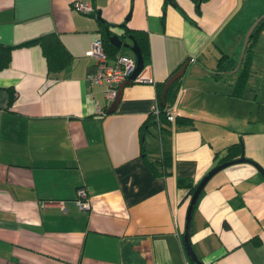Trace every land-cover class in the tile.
Segmentation results:
<instances>
[{"label": "crops", "instance_id": "1", "mask_svg": "<svg viewBox=\"0 0 264 264\" xmlns=\"http://www.w3.org/2000/svg\"><path fill=\"white\" fill-rule=\"evenodd\" d=\"M76 1L0 0V42L55 33L72 57L51 75L41 45H22L0 70V264H194L183 239L189 189L179 177L200 181L241 138L245 156L264 168L262 88L254 96L249 89L261 35L243 95L235 94L236 68L213 75L224 53L239 64L264 0H202L199 7L194 0H176L180 7L171 0H81L90 13ZM128 27L148 32L151 55L142 72L153 82L128 83L108 112L115 100L87 78L95 69L88 51L103 32L121 35ZM185 63L172 109L193 117L195 127L174 126L168 137L159 127L151 132L153 125L145 130L157 82ZM167 149L171 172L157 174L145 154L155 161ZM81 186L88 208L76 203ZM191 231L205 264H264L259 167L239 162L216 173Z\"/></svg>", "mask_w": 264, "mask_h": 264}, {"label": "trees", "instance_id": "2", "mask_svg": "<svg viewBox=\"0 0 264 264\" xmlns=\"http://www.w3.org/2000/svg\"><path fill=\"white\" fill-rule=\"evenodd\" d=\"M197 4L201 5L202 0H194ZM172 3L178 7V3L176 0H172ZM102 26L107 30L110 31L109 26L111 23L105 21L102 19ZM264 30V18L257 24L255 29L253 30L251 37L248 42V46L246 48L244 58L241 64V67L237 70L238 71V77L236 79L235 83V94L236 95H243L244 91L246 89V86L248 84V79L251 75V64L252 59L255 54V46L259 40V37L261 35V32ZM133 35L137 43L139 44L144 61L145 66L148 63V60L150 58V43H149V36L148 32L143 29H132L127 28L125 31L121 34V37H126L128 35ZM102 38L105 43V47L107 49V52L111 57H113L116 53L121 52L120 50H123V47H119L109 41V33L103 32ZM29 44H39L42 47L43 53L47 59L48 63V69L49 73L51 75H58L60 72L71 62V54L67 50V48L63 45V42L59 35L55 33H47L43 34L35 39H31L29 41H26L24 43H20L17 45H11V44H5L0 42V70L7 68L11 64L12 60V51L15 47L22 46V45H29ZM238 64L237 59L233 58L229 54L224 53L218 60V66L215 69V72L213 75L215 77H220L225 71L228 70H234ZM144 66V67H145ZM182 65L177 67L175 70H173L169 76L161 82H157V98H158V109L159 113L153 111L151 116L149 117L147 121V125L145 130L147 129V126L149 128L150 125L159 127L161 135L163 137L167 134L171 133L174 126H186V127H195V119L188 115H181L176 114L174 120H170L168 118V113L172 111L173 105L177 101L178 94L181 88V81L182 76L179 77L174 81V83L169 87L168 94H167V100L165 105H162L160 103L161 101V95L164 89V84L166 81L177 71L180 69ZM14 98H11V101ZM144 130V132H145ZM144 145V144H143ZM245 152V143L244 139L241 138L240 140L232 143L228 146L226 154L223 155L219 159V163H222L227 160H233L241 157L243 153ZM218 154V153H217ZM146 159L148 160V163L153 166L155 169V173L157 174H169L171 172V168L173 166V154L171 150L167 149L164 150L163 155L158 158L157 160L153 161L149 158L147 154H145ZM199 181H195L193 178L190 177H179L178 179V185L181 187H186L189 189V196L191 199V196L197 186ZM205 189L201 193L196 206L203 195ZM195 206V207H196ZM192 234V231H191Z\"/></svg>", "mask_w": 264, "mask_h": 264}, {"label": "built area", "instance_id": "3", "mask_svg": "<svg viewBox=\"0 0 264 264\" xmlns=\"http://www.w3.org/2000/svg\"><path fill=\"white\" fill-rule=\"evenodd\" d=\"M75 5L84 13H90L93 9L89 2L81 0L76 1ZM88 54H90L95 60V69L89 72L87 78L92 84H101L105 86V96L109 102H113L117 98L120 85L123 82L128 80L153 82V79L144 76L142 72L143 70L137 74L135 78L130 79L131 74L137 66V58L121 52H118L111 57L107 52L102 37H98L94 40ZM154 111L156 113L159 111L158 106L155 107ZM100 112L105 114L106 110H101ZM175 116L176 114L173 110L168 113V118L170 120H174ZM77 194V205L81 208L90 207L87 188L85 186L79 187ZM60 205L63 210H67L64 201H60Z\"/></svg>", "mask_w": 264, "mask_h": 264}, {"label": "water", "instance_id": "4", "mask_svg": "<svg viewBox=\"0 0 264 264\" xmlns=\"http://www.w3.org/2000/svg\"><path fill=\"white\" fill-rule=\"evenodd\" d=\"M172 1V0H171ZM199 7V4H198ZM264 18V14H262L261 16L257 17L255 22L252 24L251 28L249 29L246 38H245V42H244V46H243V50L241 53V57L239 59V64L237 65L235 70H238L242 64L243 61V57L246 51V48L248 46V42L249 39L251 37V34L253 32V30L255 29V27L257 26V24ZM130 38L132 39L133 43H130L128 41H125L124 37H121V35L117 34V33H111L110 34V40L112 41V43H114L115 45L119 46V47H129L131 50H133V52L136 55L137 58V66L135 68V70L133 71V73L130 76V79L135 78L137 76V74H139L145 66V61H144V57L141 51V48L139 46V44L137 43V41L135 40L134 36L131 34L129 35ZM187 63H185L184 65H182L180 67L179 70H177L168 80L167 82L164 84V89H163V93L161 96V101L160 103L162 105H165L166 100H167V94H168V89L169 87L174 83V81L176 79H178L179 77H181L186 69ZM133 82V80H128L126 82H123L120 85V89H119V93L117 98L115 99V101L113 102V104L111 105V107L108 109V112L114 111L117 107V104L119 103L122 93H123V89L124 87L128 84ZM239 162H251L254 163L255 165H257L260 169V171L264 174V168L257 163L256 161H254L251 158H248L245 156V153H243V155L237 159H233V160H227L224 161L222 163L217 164L215 167H213L197 184L190 202H189V206H188V210H187V217H186V227H185V231H184V243L186 245V249H187V253L189 258L191 259V261L194 264H205L204 261L199 258V256L197 255V253L195 252V249L193 248L192 245V241H191V225H192V219H193V214H194V210H195V206L196 203L201 195V193L203 192V190L205 189L207 183L210 181V179L216 174L218 173L220 170L224 169L225 167L235 164V163H239Z\"/></svg>", "mask_w": 264, "mask_h": 264}, {"label": "rangeland", "instance_id": "5", "mask_svg": "<svg viewBox=\"0 0 264 264\" xmlns=\"http://www.w3.org/2000/svg\"><path fill=\"white\" fill-rule=\"evenodd\" d=\"M264 14V13H262ZM229 29L232 30V27H234L233 23H229L227 25ZM124 48V47H123ZM127 51L130 54H133L134 52L129 48L126 47ZM264 62V30L261 34L260 42L257 45V55L255 56V64L253 66V70H256L257 68L259 69L258 72H254V74L250 77L251 82L249 83V89L255 91L253 93V96L256 94L257 91H260V99L263 101L264 100V71H263V64ZM264 107L262 108V115L264 116ZM254 125V124H253ZM151 132H153L155 135H158V129L156 126H151ZM240 139V138H239Z\"/></svg>", "mask_w": 264, "mask_h": 264}]
</instances>
